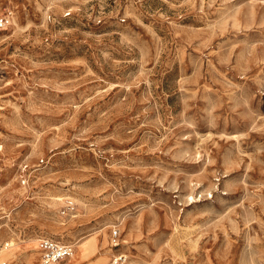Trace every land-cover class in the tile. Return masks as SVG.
I'll return each mask as SVG.
<instances>
[{"label":"rangeland","instance_id":"rangeland-1","mask_svg":"<svg viewBox=\"0 0 264 264\" xmlns=\"http://www.w3.org/2000/svg\"><path fill=\"white\" fill-rule=\"evenodd\" d=\"M116 258L264 264V0H0V264Z\"/></svg>","mask_w":264,"mask_h":264},{"label":"built area","instance_id":"built-area-1","mask_svg":"<svg viewBox=\"0 0 264 264\" xmlns=\"http://www.w3.org/2000/svg\"><path fill=\"white\" fill-rule=\"evenodd\" d=\"M41 244L44 248V257L47 262L56 261L58 259L64 258L70 255L72 252V249L69 245L60 244L59 242H55L53 240L42 239ZM118 261L119 258H116L114 263L111 264H116Z\"/></svg>","mask_w":264,"mask_h":264}]
</instances>
